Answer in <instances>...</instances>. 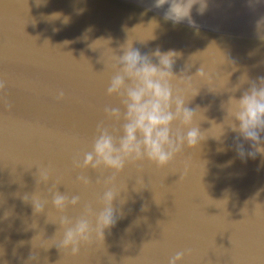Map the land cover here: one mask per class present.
<instances>
[{
  "label": "water",
  "instance_id": "95a60500",
  "mask_svg": "<svg viewBox=\"0 0 264 264\" xmlns=\"http://www.w3.org/2000/svg\"><path fill=\"white\" fill-rule=\"evenodd\" d=\"M212 1L0 0V264H168L178 252V264H264V156L239 158L222 107L264 76V0ZM122 45L175 50V89L198 93L187 106L206 139L167 168L76 167L99 122L119 127L104 106L119 104L107 87ZM114 175L116 223L73 255L50 191L80 197L65 213L75 220L100 210Z\"/></svg>",
  "mask_w": 264,
  "mask_h": 264
},
{
  "label": "clouds",
  "instance_id": "9594fccd",
  "mask_svg": "<svg viewBox=\"0 0 264 264\" xmlns=\"http://www.w3.org/2000/svg\"><path fill=\"white\" fill-rule=\"evenodd\" d=\"M177 55L175 50L161 51L157 48L153 52L142 53L132 45H122V54L116 56L107 87V95L117 97L119 104L104 106L107 120L119 127L99 122L91 141V151L85 153L83 163H77L76 167L111 170L119 174L130 164L148 161L164 169L182 156L186 147L195 148L206 139L199 126L204 119L197 121L199 106L196 109L187 106L198 93L188 99L174 87L177 75L173 72V65ZM203 73L201 68L194 76L186 77L192 81ZM246 82L249 86L243 88ZM4 87L5 84L0 82V90ZM230 92L233 95L229 96L227 107H222L226 108L228 127L236 133L237 155L242 160L246 157L255 159L257 154L264 156V76L254 81L246 76L244 82L240 80ZM236 92L240 95L236 96ZM64 95L60 90L57 99L62 100ZM244 143L249 144L251 151H245ZM48 179L45 175L42 181L47 182ZM77 181L85 186L91 183L85 175L78 176ZM114 181L115 175L105 181L107 190L96 202L100 210L94 211L91 204H86L83 214L75 220L65 213L69 206L75 207L80 203V197H69L58 191L56 186L50 191V203L59 214L58 223L63 230L62 246L70 248L73 255L79 252L81 244L91 243L94 235L104 238V230L116 223L117 210L113 201L121 191L114 186L108 187L114 185ZM48 203L47 199L34 200V211L43 213ZM184 255L178 252L168 264H178Z\"/></svg>",
  "mask_w": 264,
  "mask_h": 264
},
{
  "label": "bare ground",
  "instance_id": "6f19581e",
  "mask_svg": "<svg viewBox=\"0 0 264 264\" xmlns=\"http://www.w3.org/2000/svg\"><path fill=\"white\" fill-rule=\"evenodd\" d=\"M212 3H213V6H214V7H215V6H218V2H216L215 0H213Z\"/></svg>",
  "mask_w": 264,
  "mask_h": 264
}]
</instances>
